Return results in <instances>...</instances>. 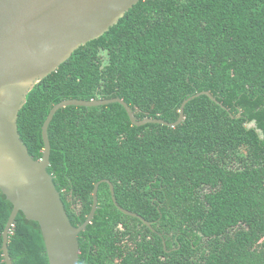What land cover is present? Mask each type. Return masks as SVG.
<instances>
[{
    "label": "trees",
    "instance_id": "16d2710c",
    "mask_svg": "<svg viewBox=\"0 0 264 264\" xmlns=\"http://www.w3.org/2000/svg\"><path fill=\"white\" fill-rule=\"evenodd\" d=\"M49 126L48 171L79 226V264H264V0H139L100 37L77 48L27 94L18 129L34 159ZM224 105V107L220 104ZM13 203L0 190L2 233ZM14 264H50L38 221L17 215Z\"/></svg>",
    "mask_w": 264,
    "mask_h": 264
},
{
    "label": "water",
    "instance_id": "95a60500",
    "mask_svg": "<svg viewBox=\"0 0 264 264\" xmlns=\"http://www.w3.org/2000/svg\"><path fill=\"white\" fill-rule=\"evenodd\" d=\"M139 0H0V190L13 203V210L2 233L4 262L14 264L9 253V236L17 215L38 221L50 264H79V235L92 222L98 208L101 182L110 184L117 207L125 214L141 218L122 207L109 179L95 184L93 204L86 220L74 226L61 192L54 183L50 166L49 126L57 111L66 106L122 104L134 125L160 123L175 127L185 118V106L202 94L213 101L210 91L186 98L174 122L159 118L137 119L131 106L120 97L100 99L69 98L55 104L42 127L43 155L34 159L18 129L19 112L27 94L66 61L80 46L103 35ZM222 105V103H220ZM224 107V105H222Z\"/></svg>",
    "mask_w": 264,
    "mask_h": 264
}]
</instances>
